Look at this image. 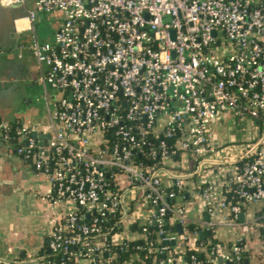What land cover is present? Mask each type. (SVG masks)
<instances>
[{
	"label": "built area",
	"instance_id": "obj_1",
	"mask_svg": "<svg viewBox=\"0 0 264 264\" xmlns=\"http://www.w3.org/2000/svg\"><path fill=\"white\" fill-rule=\"evenodd\" d=\"M53 10L61 12L53 41L30 26L46 65L41 82L57 90L50 143L35 136V123H21L14 146L64 206L50 249L96 264L110 245L109 215L119 212L111 242L154 235L163 255L149 264H242L240 240L209 249L200 231H215L218 209L237 217L259 203L255 227L264 226V0H35L29 16ZM228 113L258 130L231 156L210 134ZM10 128L0 119V141L13 146ZM191 197L208 219L189 216Z\"/></svg>",
	"mask_w": 264,
	"mask_h": 264
},
{
	"label": "crops",
	"instance_id": "obj_2",
	"mask_svg": "<svg viewBox=\"0 0 264 264\" xmlns=\"http://www.w3.org/2000/svg\"><path fill=\"white\" fill-rule=\"evenodd\" d=\"M34 4L35 0H24L4 5L0 0V119L35 122L40 134L50 136L49 120L57 90L53 87L45 90L41 82L46 65L39 64L32 50L33 31L30 26L34 23L40 41H53L61 12L39 11L32 20L29 10ZM41 21L51 26L50 33L43 38L37 32L36 22ZM222 118L212 123L211 139L222 148L225 156H231L230 153L239 152L249 143L258 130L252 119H246L240 123L236 121L238 131L245 133L243 140L233 132H224L227 137L220 136L218 129ZM229 128L233 130V126ZM222 165L224 169L225 163ZM216 168L208 175L217 177ZM190 182L192 187L199 183L193 179ZM52 191V182L45 174L37 172L33 164L18 155L9 143L0 141V257L6 261L0 264H46L42 258L50 250L53 220L64 213L63 205L51 201ZM182 200V197L178 198L179 202ZM190 201V205L187 203L190 217H210L200 199L191 197L187 202ZM260 206L259 203L244 207V215L241 212L237 217H232L227 208L218 209L212 217L216 223L215 231L202 229L206 231L202 239L209 244L212 234L218 239V250L224 251L230 250L233 242L240 240L247 264H264V241L255 227Z\"/></svg>",
	"mask_w": 264,
	"mask_h": 264
},
{
	"label": "trees",
	"instance_id": "obj_3",
	"mask_svg": "<svg viewBox=\"0 0 264 264\" xmlns=\"http://www.w3.org/2000/svg\"><path fill=\"white\" fill-rule=\"evenodd\" d=\"M11 123L10 128V134L12 139L10 140L13 143V147L16 145L17 142V127L21 125L19 121H13ZM18 143V142H17ZM140 158V157H139ZM148 159H146L147 161ZM236 162H240V160H235ZM196 175H187V180L191 181L193 178H195ZM120 215L119 212L112 213L109 215L108 220V230L110 231L108 236L110 241V245L107 247V250L104 252L103 256L99 259H97L96 264H126L127 261L132 257L133 254H137L139 257H143L146 259V263H153V257L155 256L156 250H154V247L159 245L160 243L154 239V235H149L145 237H139V238H126L122 243H113L111 242V236L112 234L118 232L122 224L119 221ZM189 226L193 227V223H190ZM133 228H136L135 225L132 226ZM260 235L262 240L264 241V226H261L260 228ZM211 236V242L208 244L209 249L215 248L218 249V239L213 238L212 234ZM206 243V242H205ZM138 245H141L142 248L138 247ZM193 251L192 249L187 250L186 255L189 257V252ZM158 255H163L161 253H158ZM156 254V255H157ZM199 257L205 258L204 253L198 252ZM46 264H73V259L68 258L66 256H62L61 254H55L51 249L45 253L44 257L42 258ZM59 260V261H58ZM245 253H242L241 258L238 262H241L242 264L245 263ZM6 262L3 258L0 257V263ZM11 262V260H10ZM142 264L139 261H133V264ZM235 262H230L229 264H235Z\"/></svg>",
	"mask_w": 264,
	"mask_h": 264
},
{
	"label": "rangeland",
	"instance_id": "obj_4",
	"mask_svg": "<svg viewBox=\"0 0 264 264\" xmlns=\"http://www.w3.org/2000/svg\"><path fill=\"white\" fill-rule=\"evenodd\" d=\"M38 25H37V32H38V36H40L41 38H43L44 36L48 35L50 33V24L46 21H41L40 23L36 22ZM35 122H32L30 124H33ZM220 123V128L218 129V132L220 134V136H226L228 134H224V132H233V134L240 138V140H243L245 136V133L244 132H239L238 131V127H237V124H236V117L233 116L232 113H228L226 114L225 116H223L222 119H220L219 121ZM230 126H233V130L232 128H229ZM212 127V126H211ZM248 139V138H246ZM188 205H190L191 201L190 202H187ZM196 204V203H195Z\"/></svg>",
	"mask_w": 264,
	"mask_h": 264
},
{
	"label": "water",
	"instance_id": "obj_5",
	"mask_svg": "<svg viewBox=\"0 0 264 264\" xmlns=\"http://www.w3.org/2000/svg\"><path fill=\"white\" fill-rule=\"evenodd\" d=\"M35 136H37V137H39V138H40V137H47V139L43 140V143H44V144H49V143H50V136H49V135H43V134H40V133L38 132V130H36V131H35ZM48 136H49V137H48ZM187 187H189V183H187ZM186 198H189V195H188V194L186 195ZM241 215H244V212H242ZM171 229H174V228L171 227ZM176 229L179 230V231H181V230H182V225H181V224H178V225L176 226ZM205 234H206V231H204V230H201V231H200V236H201V238H204V237H205ZM58 261H59V260H58ZM244 261H245V264H247L246 259H245ZM219 262L222 263V258H221V257H219Z\"/></svg>",
	"mask_w": 264,
	"mask_h": 264
}]
</instances>
